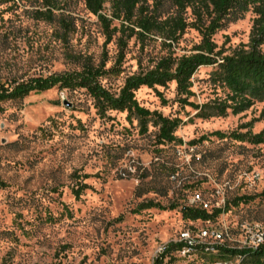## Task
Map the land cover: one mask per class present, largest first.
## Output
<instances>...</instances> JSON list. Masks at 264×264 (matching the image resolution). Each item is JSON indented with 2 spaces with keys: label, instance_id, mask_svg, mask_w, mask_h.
<instances>
[{
  "label": "rangeland",
  "instance_id": "obj_1",
  "mask_svg": "<svg viewBox=\"0 0 264 264\" xmlns=\"http://www.w3.org/2000/svg\"><path fill=\"white\" fill-rule=\"evenodd\" d=\"M111 1L101 12L108 20ZM51 2L45 21L36 15L47 10L43 0H0V86L89 64L104 66L101 84L115 93L127 77L168 54H190L201 39L189 28L170 48L158 38L141 42L112 32L119 22L106 30L83 0ZM148 5L160 18L174 13L169 0ZM252 20L248 12L227 22L212 41L229 54L248 44ZM216 71H196L189 102L225 100L211 81ZM156 92L141 88L135 97L179 120L180 145H157L152 128L139 134L124 113L100 118L83 91L55 87L0 102V264H154L164 246L201 229L219 233L218 246L228 249L241 248L249 230L264 240V99L238 115L201 119L175 101L174 83ZM188 208L220 214L191 220L183 217ZM200 255L174 252L164 264H253L222 252Z\"/></svg>",
  "mask_w": 264,
  "mask_h": 264
},
{
  "label": "trees",
  "instance_id": "obj_2",
  "mask_svg": "<svg viewBox=\"0 0 264 264\" xmlns=\"http://www.w3.org/2000/svg\"><path fill=\"white\" fill-rule=\"evenodd\" d=\"M148 1L112 0L111 19L108 20L101 15L106 0H83L85 9L98 18L106 30L113 21L119 22V30L113 28L112 32L126 31L128 38L135 37L141 42L149 38H158L162 45L170 48L187 29H195L200 33L201 39L191 48L190 54L182 56L168 54L159 58L150 68L141 69L127 77L115 93L105 89L101 84L107 73L103 65L94 67L85 64L79 71L33 78L14 84L10 88L0 86V102L19 101L31 93H42L55 87L60 92L83 91L91 99L93 109L100 118H104L108 112L124 113L129 123H136L139 134H147L149 128H152L155 143L165 146L181 144L175 137L180 122L178 119L166 118L157 111H149L142 107L135 97V93L141 88L156 92L157 88H167L169 84L174 83L175 101L182 108L193 109L196 112L194 117L201 119L225 116L227 111L232 115H238L247 111L255 100L263 101L264 0H169L174 13L165 18L150 14ZM42 5L47 10L36 12L37 19L50 21V10L53 7L51 0H43ZM188 12L194 18V22L188 21ZM248 12L253 15L248 44L235 48L225 55V52L218 49L212 41L213 34L227 22L236 21ZM213 66L217 67V71L211 75V81L214 86L226 92L225 100L212 103L211 106L208 104L198 106L189 102L193 97L192 76L199 68ZM156 93L160 97V93ZM161 102L165 103L162 98ZM260 137L261 135L254 136L253 139ZM182 213L184 218L205 221L216 217L220 211H215L211 216L202 210L188 208L183 209ZM180 248L181 244L178 243L165 246L154 264H164V260L170 259L171 254ZM218 250L234 258L245 257L253 264H261L264 261V244L255 251L224 247H218Z\"/></svg>",
  "mask_w": 264,
  "mask_h": 264
},
{
  "label": "built area",
  "instance_id": "obj_3",
  "mask_svg": "<svg viewBox=\"0 0 264 264\" xmlns=\"http://www.w3.org/2000/svg\"><path fill=\"white\" fill-rule=\"evenodd\" d=\"M222 241V236L217 232H210L207 229H201L197 232H185L180 235L181 248L175 251L177 255L183 258L191 259L205 252H219L218 243ZM249 242H257V249L264 244L263 236L259 232H246V240L244 245L240 249H249ZM165 247V246H164ZM163 247V248H164ZM162 248V250H163ZM225 248V247H224ZM161 250V252H162ZM160 252V253H161ZM159 253V254H160ZM239 261L246 260L245 257L236 258Z\"/></svg>",
  "mask_w": 264,
  "mask_h": 264
},
{
  "label": "bare ground",
  "instance_id": "obj_4",
  "mask_svg": "<svg viewBox=\"0 0 264 264\" xmlns=\"http://www.w3.org/2000/svg\"><path fill=\"white\" fill-rule=\"evenodd\" d=\"M176 243L180 244V237H179V240L173 244H176ZM249 249H257V242H249ZM250 251H255V250H250ZM212 253L214 254L215 252H205V253H202V255L204 254L203 256H205L206 254H212ZM202 255H200V256H202Z\"/></svg>",
  "mask_w": 264,
  "mask_h": 264
},
{
  "label": "water",
  "instance_id": "obj_5",
  "mask_svg": "<svg viewBox=\"0 0 264 264\" xmlns=\"http://www.w3.org/2000/svg\"><path fill=\"white\" fill-rule=\"evenodd\" d=\"M63 105H64L66 108H70V107H71L70 104L67 103V102H65V101H63Z\"/></svg>",
  "mask_w": 264,
  "mask_h": 264
}]
</instances>
